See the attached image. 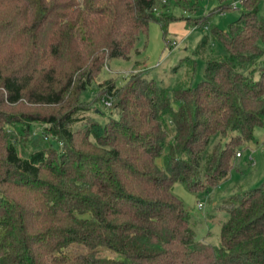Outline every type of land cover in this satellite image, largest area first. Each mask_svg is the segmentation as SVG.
I'll return each mask as SVG.
<instances>
[{
    "label": "trees",
    "instance_id": "16d2710c",
    "mask_svg": "<svg viewBox=\"0 0 264 264\" xmlns=\"http://www.w3.org/2000/svg\"><path fill=\"white\" fill-rule=\"evenodd\" d=\"M168 1L0 0V264H264V180L222 199L218 245L172 192L217 184L264 126L260 0H241L227 31L186 17L209 28L195 85L132 73L106 88L108 116L80 99L150 21L165 30ZM34 123L45 143L26 152ZM215 135L226 140L209 149Z\"/></svg>",
    "mask_w": 264,
    "mask_h": 264
},
{
    "label": "rangeland",
    "instance_id": "374dc122",
    "mask_svg": "<svg viewBox=\"0 0 264 264\" xmlns=\"http://www.w3.org/2000/svg\"><path fill=\"white\" fill-rule=\"evenodd\" d=\"M236 1L235 7H230L221 12L212 11L220 4H228ZM239 0H171L167 2L168 15L174 17L165 28L157 21H150L145 33H139L135 46L128 58H110L101 68L96 77L92 78L86 90L81 95V100L89 107L92 114L94 107L103 111L105 116L112 114L106 100V88L110 82L116 86H122L128 80L130 74L143 73L147 78H153L157 83L172 88L178 83L195 85L202 76L204 58L196 54V46L200 39L209 33L206 25L193 26L186 17H200L209 14L210 25H215L224 31L229 29L232 22L239 16L242 5ZM238 2V3H237ZM257 16L264 17V0L258 4ZM166 39L168 40L166 42ZM214 52H220L221 47L217 42L212 44ZM185 57L195 59L192 73ZM95 101V102H94ZM46 111V109H43ZM100 119L106 118L103 115ZM43 125L34 123V135L25 141L24 150L34 148L33 143L42 146L45 139L38 137ZM172 132L171 127L169 132ZM218 140L226 139L218 135L212 136L209 149ZM239 156L232 158V165L226 177L213 186H198L188 189L182 182L175 181L172 192L177 196L190 215L194 224L196 236L202 241L218 245L220 242L219 230L221 221L226 217V211L219 208L223 198L249 187L259 186L264 180V126L253 129V138L242 140L236 147ZM156 164L163 167L162 157L156 158ZM204 183V181H203ZM206 184V182L204 183ZM198 202L202 207H198ZM76 249V247H72Z\"/></svg>",
    "mask_w": 264,
    "mask_h": 264
},
{
    "label": "built area",
    "instance_id": "2783aa9c",
    "mask_svg": "<svg viewBox=\"0 0 264 264\" xmlns=\"http://www.w3.org/2000/svg\"><path fill=\"white\" fill-rule=\"evenodd\" d=\"M238 2H241V0H239ZM238 2H237V3H238ZM232 5L235 6V5H236V1L232 2ZM104 102L106 103V105L109 106V104H110V100H109L108 98H106V100H104ZM236 155L239 156V152H236ZM198 207H199V208L202 207V205H201L200 202H198Z\"/></svg>",
    "mask_w": 264,
    "mask_h": 264
}]
</instances>
